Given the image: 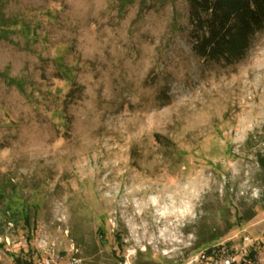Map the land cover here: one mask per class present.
Wrapping results in <instances>:
<instances>
[{"label":"rangeland","instance_id":"1","mask_svg":"<svg viewBox=\"0 0 264 264\" xmlns=\"http://www.w3.org/2000/svg\"><path fill=\"white\" fill-rule=\"evenodd\" d=\"M187 16L0 0V264H264V32L208 63Z\"/></svg>","mask_w":264,"mask_h":264},{"label":"trees","instance_id":"2","mask_svg":"<svg viewBox=\"0 0 264 264\" xmlns=\"http://www.w3.org/2000/svg\"><path fill=\"white\" fill-rule=\"evenodd\" d=\"M183 1L188 6L190 51L204 62L236 64L246 56L254 36L264 32V0ZM257 164L264 172V155L257 156ZM22 221L29 225L26 212ZM215 238L212 236L205 243ZM254 260L255 252L250 251L241 264ZM23 263L18 260L17 264Z\"/></svg>","mask_w":264,"mask_h":264},{"label":"built area","instance_id":"3","mask_svg":"<svg viewBox=\"0 0 264 264\" xmlns=\"http://www.w3.org/2000/svg\"><path fill=\"white\" fill-rule=\"evenodd\" d=\"M244 241L247 242V238H245ZM202 258H204V257H202ZM45 264H94V263H92L91 261H88L86 259H82L80 257L73 256V257L65 259L62 262H55V260L50 258L49 260H47L45 262ZM221 264H232V262L229 260H225Z\"/></svg>","mask_w":264,"mask_h":264}]
</instances>
